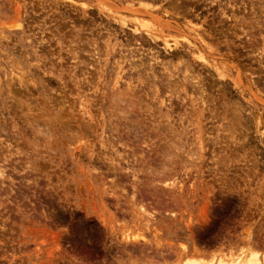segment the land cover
I'll return each instance as SVG.
<instances>
[{"label": "rangeland", "instance_id": "1", "mask_svg": "<svg viewBox=\"0 0 264 264\" xmlns=\"http://www.w3.org/2000/svg\"><path fill=\"white\" fill-rule=\"evenodd\" d=\"M0 172V264L263 254L264 0H0Z\"/></svg>", "mask_w": 264, "mask_h": 264}, {"label": "bare ground", "instance_id": "2", "mask_svg": "<svg viewBox=\"0 0 264 264\" xmlns=\"http://www.w3.org/2000/svg\"><path fill=\"white\" fill-rule=\"evenodd\" d=\"M165 44H168V43L166 42ZM122 240H123V242H128V241H130V238L125 236ZM179 246H180V248H181V250L183 252L187 251V246L185 244H180ZM179 246H178V248H179ZM202 246H204V245H202ZM136 249H134V250H136ZM128 250H130L129 247H128ZM134 250L131 249V251H134ZM194 251L195 252H193V254L191 253L192 255H197V254H194V253H198L197 251H199V253H200V250H197V251L194 250ZM136 252L140 253L141 258H143L142 261H144V262H141V263L139 262V264H264V253L263 254H258V252H256V251H253V252H250L249 254H247L245 259L236 257L234 259L233 258L232 259L229 258V259L226 260V259L221 258V257H215L214 258V256H213V258H211L210 260H207V261H205L201 257H197V256L196 257L192 256L190 258L179 259V258H175V257L173 258L172 255H175V254H173L172 252L168 253V251L165 248V246H163L159 242V243H155L154 246H149L148 249L145 248V247H143V248L140 247V249H137ZM130 253L132 254L133 252H130ZM203 253H204V251H203ZM215 253H217V252H215ZM119 254H120V252H119ZM131 254L129 256H131ZM140 255H139V257H140ZM201 255L203 256L205 254H201ZM208 256H210V255H208ZM208 256H207V258H208ZM128 258L130 259L131 257H128ZM130 263H132V262H130Z\"/></svg>", "mask_w": 264, "mask_h": 264}]
</instances>
